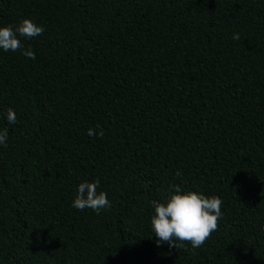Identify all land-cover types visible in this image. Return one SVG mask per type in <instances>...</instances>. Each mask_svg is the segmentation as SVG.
<instances>
[{
  "label": "trees",
  "instance_id": "trees-1",
  "mask_svg": "<svg viewBox=\"0 0 264 264\" xmlns=\"http://www.w3.org/2000/svg\"><path fill=\"white\" fill-rule=\"evenodd\" d=\"M25 18L44 32L0 49V264H264V0H0ZM97 179L111 207L74 208ZM173 185L223 201L199 248L152 232Z\"/></svg>",
  "mask_w": 264,
  "mask_h": 264
},
{
  "label": "clouds",
  "instance_id": "clouds-1",
  "mask_svg": "<svg viewBox=\"0 0 264 264\" xmlns=\"http://www.w3.org/2000/svg\"><path fill=\"white\" fill-rule=\"evenodd\" d=\"M44 32L42 26L31 19H22L14 28L11 24L0 26V49L4 51H17L23 46L18 36L33 38ZM234 40L240 39L239 33H234ZM23 55L35 59V54L30 49ZM8 123L16 122V115L12 108L7 110ZM99 127V126H97ZM87 134L92 137H103L104 131L97 133L88 129ZM8 130L0 129V146H7ZM179 176L180 173L177 172ZM99 180L91 183L81 182L72 206L79 210L90 208L99 214L101 209L111 207L107 194L97 191ZM223 201L218 196H205L195 191H182L179 185L169 189V195L163 202L151 201L154 214L151 216V229L157 239V244L167 243L170 248L179 249L183 243L189 242L193 249L201 247L211 234L218 228V220L222 217Z\"/></svg>",
  "mask_w": 264,
  "mask_h": 264
}]
</instances>
